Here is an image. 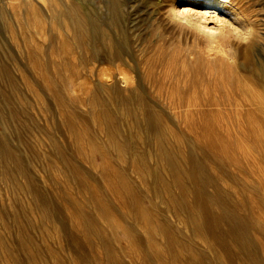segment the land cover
Masks as SVG:
<instances>
[{"label": "rangeland", "instance_id": "374dc122", "mask_svg": "<svg viewBox=\"0 0 264 264\" xmlns=\"http://www.w3.org/2000/svg\"><path fill=\"white\" fill-rule=\"evenodd\" d=\"M4 1H0V51L3 59L9 63L11 73L21 76V82L20 77H16L17 83H14L0 75V86L3 84L0 87L3 99L0 100V132H6L8 141L27 157L26 160L30 158L28 163L33 175L56 201L57 212L61 213L62 219L47 215L43 217L42 209L34 205L29 194L13 189L12 182L23 186L26 178L14 171L15 165L12 163H8L13 166L12 175L8 174L1 168L0 161V264H17L8 251L13 247L12 237L16 234L10 213L19 211L22 222L24 212L33 224L28 230L32 241L25 242V247L28 254L34 257L29 261L22 260V264H154L157 258L168 264L167 235L178 237L179 243L175 247L177 252L183 253L184 245L193 246L198 254L192 253V256L203 264H225L231 261L232 258H217L211 251L209 253V242L214 238L194 234L190 224V218L202 224L208 222L201 215L204 207L225 214L223 203L207 202L203 198L200 206H193L191 215L182 213L175 206L174 198L180 196L182 202L192 203L196 192H181L171 185L170 173L163 160L160 156L151 155L159 150L157 138L151 135L148 142L144 135L141 136L130 126L132 115L126 112L117 114L119 121L128 125L135 134L137 147L149 152L146 165L142 164L144 160L142 163L132 160L125 147L107 143L108 123L103 118L105 112L102 111V104L108 102V106L114 110L112 100L96 93V99L89 102L88 84L74 88L71 79L76 77L78 32L72 28L71 20L77 11L70 5L76 0ZM122 1L126 13L130 14L125 19L126 28L130 29L133 24L132 32L136 34L135 54L141 56L144 46L154 47L164 43L165 52L172 56L170 59L179 61L177 54L185 52L197 41L205 50L212 45L222 47L225 51L232 48L235 50L234 62L224 58L215 60L214 64L224 68L225 77L232 79L230 85L234 90L250 87L255 97L264 100V85L257 80V73L264 71V0H229L236 15L220 14V18L238 27L254 29V38L246 45L223 36H217L212 41V38L195 30L181 29L169 23L170 4L177 9L188 8L198 12V0L182 8L179 7V0ZM87 3L99 19L104 17L101 0H87ZM66 7L72 11V16L64 14ZM207 27L218 29L214 24H208ZM179 38H186V44L183 41V45H179ZM12 54L18 59L12 58ZM138 59H132L134 68L128 69L134 78L142 77ZM14 64L17 68H13ZM94 66V71L100 66L114 68L108 63ZM235 77L241 79L236 80ZM5 81H9V84ZM47 87H55L59 95H68V99L69 95L74 98L73 103L81 110L80 118L63 107L59 98L52 96ZM15 108L21 114L26 110L25 117L18 116L13 110ZM161 117L164 136L162 155L168 154L174 159L179 169L178 177L184 178L188 170L192 172L186 180L192 187H204V191L212 193V187L205 183L202 174L219 179V184L232 197L233 208L238 216H246L251 220L247 236L257 244L258 258L264 264V110L222 111L201 117L174 110ZM66 118L73 122L72 130L62 123ZM118 128L117 139L121 137L123 129L120 124ZM72 136L76 139L72 145L75 159L84 170L79 171V183L74 177L62 172L61 160L52 153L50 142L51 138L56 139L58 145L66 148L71 145ZM89 136H92V140H88ZM25 144L31 146L33 156ZM191 155L201 163L203 169L194 171L196 166L187 160ZM213 159L219 161V165ZM155 168L169 185L168 189L159 187L156 190L153 187L149 170ZM51 209L45 207V211ZM81 212L89 214L91 220L83 219ZM92 225L98 226L96 232L89 228ZM101 237L105 238L107 246L99 241Z\"/></svg>", "mask_w": 264, "mask_h": 264}, {"label": "bare ground", "instance_id": "6f19581e", "mask_svg": "<svg viewBox=\"0 0 264 264\" xmlns=\"http://www.w3.org/2000/svg\"><path fill=\"white\" fill-rule=\"evenodd\" d=\"M0 1L3 3V0ZM30 1L32 2V0ZM193 1L194 0H179L178 2H181L179 7L182 8L184 5H188ZM75 2L76 3L72 2V4L74 3L76 5H70V8H76L77 13L74 10L76 14L73 15L72 11L68 8L69 6L66 7L67 10L64 12V14L67 13V15H73V19L71 16L69 17L72 20L70 18L69 19L72 22V28H75L76 32H78L75 58L76 77L75 79H73V77L71 81H73L72 83L74 88L77 86L81 87L82 85L85 86L86 84L89 85L88 88L90 89L87 90V98L89 102L96 99V93H99L102 97L107 96L112 100L113 107L115 108L114 110L108 106V102H104L102 104V111L105 112V116L103 118H105L108 123L106 132L107 143L113 146L119 145L121 148L125 147L124 150H127V154L132 160L139 161L141 163L144 160V163L142 164L146 165L145 160L148 158L147 154L149 152L146 150H140L137 147L138 141L134 136L135 134L131 132L128 125H124L120 122L121 120L119 121L117 118V114L119 113L121 114L126 112L127 114L132 115L131 127H134L141 136L144 135L148 142H150L149 137L151 135L157 138L159 142V150L153 152L151 155H155V157L160 156L159 158L163 160L167 171L170 173L171 185L179 188L181 192L184 190H195L194 192H196V194L192 203L182 202L179 199L181 198L180 196L174 198L176 204L175 206L182 213L191 215L193 213V206H200L204 199H207V202L221 201V203H223L225 207L224 209L226 210H224V212H226L225 214L217 213L210 207L203 208V214L201 215L207 219L205 220L208 221L206 224L198 223L194 220V218H190V224H192L194 234L198 233L203 236L205 235L214 238L209 242V253L211 251L217 258L220 256H225L229 260L232 258L231 261H228L225 264H262L257 255V244L247 236V230L250 226L251 220L248 217L246 218V216H238L236 210L233 208L232 197L219 184V179H216L211 175L202 174V176H204L205 183L212 187V193H207L206 190L204 191V187H192L190 183L186 182L192 172L188 170V174H186L184 178L180 176L178 177L177 174L179 169L176 167L174 159L168 154L162 155L161 148L164 136L162 132L163 121L161 115H164L167 112H173L174 110L186 114H198L200 117L207 113L216 114L222 111L240 112L244 110H264V100L258 98V96L255 97L253 95L254 90L250 87H239L235 90L231 87L230 84L233 81H231L232 79L225 77L224 68L220 64L218 66L214 64L215 60H223L225 58L224 55L219 54L220 51L223 50L222 47H213L212 45L211 48H207L205 50L200 47L198 44L199 42L197 41L194 46H190L188 49L186 48L185 52H179V54H177L179 61H177V59H170L172 56L165 52L167 50L166 47H164L165 44L160 43L154 47L144 46L143 52L140 56L139 54H135L134 45H136V38L134 39V37L136 34L132 32L134 29L133 24H131L130 29H127L125 25V19L130 14H128L129 12L126 13L125 4L122 0H101L102 6L105 10L104 17L101 19H99L91 9H89L90 7L87 5V0H76ZM197 3L200 4V10L198 12L207 11L209 13L217 14L219 17L221 13H228L232 16H235L237 13H235V10L229 4V0H198ZM7 4L6 8L8 7ZM45 5L47 6V4ZM91 5L93 9V2H91ZM47 10L48 8H46V11ZM39 11L40 10H38V12ZM34 12H36V10H34ZM55 18L58 19V16H55ZM205 26L207 27V25ZM183 39L179 38V41L177 40L181 46L183 45V41L185 43L186 38L185 40ZM215 39L211 40L214 41ZM185 47L187 46L185 45ZM16 56L18 57V55ZM135 57L140 59H138L139 63L137 62V64L140 66L142 77L139 78H134L131 71L128 70H132L134 68L131 63L132 59H135ZM12 58L16 59V57H13V54ZM9 61L11 60L9 59ZM11 63L12 62H10V65ZM107 63L113 65L114 68L100 66L96 71H94L95 64L99 66L104 64L107 65ZM14 67H16L15 64L13 65V68ZM49 67L51 66L49 65ZM126 67L128 68L126 69ZM16 68L13 70H16ZM1 74L4 78L9 79L11 82L17 83V74L14 76L11 73V67H9V63L3 59L0 51V75ZM51 76H53V72ZM18 77H20L21 82V76ZM235 79L240 80L241 78L235 77ZM1 80H3V78ZM63 80L65 81V79ZM257 80L264 85V71L257 73ZM5 82L7 83L9 81ZM8 84L9 83H7V85ZM91 84L93 87H90ZM2 85L3 84H1V86ZM11 86L9 85V87ZM59 88L60 87H58V89ZM47 89L52 92V96L55 95L59 98V102L63 107H66L76 116V118H80L81 110L73 103L75 101L74 98L70 97V95L69 99L68 95H59L56 92L55 87H47ZM8 97L9 96H7V98ZM1 99L2 97L0 96V100ZM66 102H68V104H66ZM10 104L11 103H9V105ZM13 110L15 112L16 108ZM8 112L6 113L8 114ZM16 112L18 116L25 117L27 111L24 110L22 114L20 111L19 113L18 111ZM15 117L14 121L16 122ZM29 118L30 117H28V119ZM10 119L12 120V114L10 115ZM22 120L24 121V119ZM34 120L36 121V119ZM117 122L123 128L121 129L122 134L119 139L115 137L119 132ZM62 123L68 127V129L72 130L71 127L73 122L70 119L66 118L62 120ZM57 135H59V133ZM91 137L89 136L88 140H92ZM71 139V145H68L66 148H62L58 145L56 139L51 138L50 142L53 146L52 153L61 160L62 172L70 177H74L75 181L79 183V171L84 170L78 161H76V153H74L75 150L72 148L76 139L73 136ZM25 146L28 148V151L32 153V149L30 148L31 146L28 144H25ZM31 155L33 156V153ZM23 157H25V159ZM26 158L27 157L23 155L16 146L12 145V143L8 141L6 132H0L1 168H3L5 172H8V174L12 175L13 166L11 167L8 164L12 163L15 165L14 171L23 174L26 178L23 186H20L17 182H12L13 189L21 190L29 194L34 205L39 209H42L41 213L43 217H46L47 215L48 217L61 220L62 216L61 213L57 212L58 206L56 205V201H54L48 191H46V189L39 184L30 169V165L28 163V159L30 158L27 160ZM187 160L192 161V163L196 166V169L193 168L194 171L200 170L201 168L203 169L201 163H199L193 155H191ZM214 163L219 165V161L215 160ZM149 173L152 185L156 190L159 187L168 189L169 185L164 182L158 169H151V171L149 170ZM13 174L15 173L13 172ZM14 177L15 175L13 176V179ZM9 178L12 179V177ZM47 206L52 209L45 211V207ZM228 206L230 207L229 209ZM19 212L10 213L12 225L16 228V234L12 237L13 247L8 252L9 254L11 252L10 255L13 256L17 264H22V260L29 261L34 257L28 254L25 247V242L32 241L28 230L33 224L31 225V221L27 219L25 213L21 211L22 216H24V221L22 222L19 216L21 213L19 214ZM81 215L83 219L91 220L89 214L81 212ZM92 227L89 228H91L93 232L94 230L96 232L98 226L92 225ZM99 241L105 246L108 244L104 237H101ZM178 243V237L167 235L165 244L169 250V261L167 260L168 264H203L201 261L192 256V253L198 254V251H196V249L191 245H184L182 247L183 253L177 252L175 247ZM159 260L160 258L155 259L154 264H164L163 261ZM220 263L216 262V264Z\"/></svg>", "mask_w": 264, "mask_h": 264}, {"label": "clouds", "instance_id": "9594fccd", "mask_svg": "<svg viewBox=\"0 0 264 264\" xmlns=\"http://www.w3.org/2000/svg\"><path fill=\"white\" fill-rule=\"evenodd\" d=\"M170 15L167 17L169 23L176 25L178 28H188L195 30L199 34L215 39L217 36H223L225 39H235L239 44L246 45L254 38V29L251 27L242 28L237 25L220 18L215 13L207 11L197 12L188 8L177 9L171 5L168 9ZM214 24L216 27H206L205 25ZM226 30H230L226 31ZM234 52L232 48L226 51L221 50L220 55H224L226 59H231L234 62ZM233 54V55H229Z\"/></svg>", "mask_w": 264, "mask_h": 264}]
</instances>
